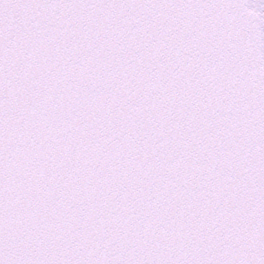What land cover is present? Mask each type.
Instances as JSON below:
<instances>
[{"label": "snow or ice", "instance_id": "6c2138e0", "mask_svg": "<svg viewBox=\"0 0 264 264\" xmlns=\"http://www.w3.org/2000/svg\"><path fill=\"white\" fill-rule=\"evenodd\" d=\"M0 264H264V0H0Z\"/></svg>", "mask_w": 264, "mask_h": 264}]
</instances>
